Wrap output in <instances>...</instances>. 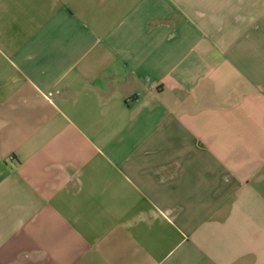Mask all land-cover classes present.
Returning a JSON list of instances; mask_svg holds the SVG:
<instances>
[{
  "label": "crops",
  "instance_id": "0c3cea01",
  "mask_svg": "<svg viewBox=\"0 0 264 264\" xmlns=\"http://www.w3.org/2000/svg\"><path fill=\"white\" fill-rule=\"evenodd\" d=\"M0 264H264V0H0Z\"/></svg>",
  "mask_w": 264,
  "mask_h": 264
}]
</instances>
